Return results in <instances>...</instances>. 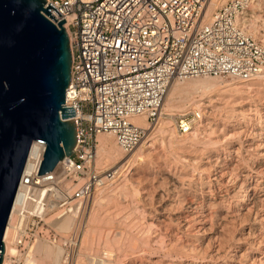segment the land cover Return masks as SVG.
<instances>
[{
  "label": "built area",
  "instance_id": "2783aa9c",
  "mask_svg": "<svg viewBox=\"0 0 264 264\" xmlns=\"http://www.w3.org/2000/svg\"><path fill=\"white\" fill-rule=\"evenodd\" d=\"M209 0H46L56 24L63 19L70 53L63 104L73 109L75 144L69 156L36 175L44 149L29 146L16 185L0 264H21L33 243H55L58 233L43 222L49 212L83 206L122 168L95 165L98 134H110L132 150L162 117L168 84L213 77L246 82L264 68V43L242 22L253 0H223L205 20ZM143 118L146 127L133 121ZM199 109L174 116L178 135L201 123ZM54 212V213H55ZM10 213V212H9ZM4 227V229H5ZM4 232V230H3ZM72 234H70V237ZM16 249L6 254L8 242Z\"/></svg>",
  "mask_w": 264,
  "mask_h": 264
},
{
  "label": "bare ground",
  "instance_id": "6f19581e",
  "mask_svg": "<svg viewBox=\"0 0 264 264\" xmlns=\"http://www.w3.org/2000/svg\"><path fill=\"white\" fill-rule=\"evenodd\" d=\"M222 1L223 0H209L208 1L207 6L204 8V13H205L204 19L205 20L210 15L212 10L215 7L219 6ZM248 9L250 10L246 11L245 16H243L241 20L245 24V29L247 33H249L252 36H256V35L258 36V28L256 25V20L261 17L255 14L256 12L255 10L258 9V5H253V3H251ZM261 21L264 22V19H262ZM259 39L261 40L262 43H264V36H260ZM196 94L197 95L200 94L199 99H195ZM211 96L217 97L216 100L219 102L218 103L219 105L218 104L217 105L219 107L222 106L224 110H228V109L231 110L232 108H238L239 109L238 111L241 112L240 115H242V119H243L242 121L244 122V125L240 126V124H234V125L231 124L238 115L237 116L230 115L227 111L228 114L227 115L225 114L226 116L224 117V122L223 124L221 123L222 124V128L220 127L221 133L214 138H207L204 141H201L200 138L198 139V133H199L198 127L195 126L192 129L193 131L191 130L189 133L185 134L186 136L184 138L181 139V138H178L176 134L174 133L173 131L174 128L171 125L172 123L170 124L168 123V121L165 122V120H163L164 118H160L158 122L154 125L155 127L148 126L146 128L145 136L143 137V139L132 150H130L132 152L133 150H135L132 153V155H127L124 151L120 150L118 146L115 144L113 137L110 134H98L96 136L95 139L97 142L95 146L94 162L96 166L102 169L123 167L126 170H132L133 168H136L137 165H139L138 162L139 163L143 162L145 155L148 156L147 154L148 151L154 149V145L157 142L155 136L160 134L159 136L163 135L164 138L167 139L166 145L171 147L173 146V143H174V145L177 146V148L180 150L181 153L185 152L186 154H189L183 157L184 158L183 161L187 162L188 164L190 162V164L193 165V168L198 173L199 178H197V180L194 178H189V175L187 177L185 174H183L184 172L178 171L181 169L177 170L176 168L167 165L166 162L163 164L161 163L160 165L156 167L154 166L155 168L150 166L152 162L150 164L148 163L149 167L147 168V171H151L149 169H156L155 171L159 173L158 174L160 176L159 178H161L162 182H164V184L166 185L164 187H166L165 193H167L166 194L167 198H170L169 200H171L173 199L174 195H176L175 196L176 198L177 196L184 197L185 199L182 198L183 200H185L184 206L183 204H181L182 203V200H181V203L179 204L182 205V207L178 204L180 208L179 210L176 211V214L173 217V219H171L172 217L170 218L168 214L165 213V211L160 210L161 215H162L161 225L160 224L157 225L158 224L157 222H156L157 224L155 223V221L158 219H154L152 215L153 213L149 211H147L148 213H146L145 211L143 212L141 211L142 213L141 216L144 219V223L149 228L148 231H150V229L156 228L155 224L157 225V227L158 226L160 227L159 233L156 237V239L158 238L157 240L158 242L156 241L155 243L154 241H149L150 239H148V241L144 240L145 242L140 241L139 245H137L138 242L135 243L137 240L135 241L132 238L133 236L131 237V234L128 235L129 233L125 234L127 235V237L123 235L126 238L125 239L122 238L121 240L120 238L117 239V237L115 238L113 236L112 238L106 237L107 239L105 240V242H102L104 244L105 250L102 251L101 254H99L101 256L98 258H90L87 264H112L113 262H114L113 264H123V261H126V264H163L161 263L163 261H158V259H154L156 258V255H154L151 252V250L154 249V248H151V246L153 247L156 245H158L157 247H160L161 250L162 249L165 250L166 256L169 255L170 253L172 254V252H174L175 254L179 256L177 257L178 260L176 261L169 260L165 264H243V261L239 263V260H238L240 258L242 259V257L245 256V255L243 256L244 254L242 253L243 251H241V254L239 255L236 253H231V252H236L238 246L230 247L231 250L228 247L229 250L227 251L225 250L221 253V250H220L221 246L219 243H218L219 245L218 244L216 246L214 245V247L212 248H211V245H209L208 247L205 246L206 250L209 249L208 251L209 253L205 251V256H203L201 260H197V261L192 260L188 262L185 260H181L183 259L184 252L190 253L194 257L197 255V253L201 252L200 251L201 249L198 248L196 244L194 243L193 241L194 239L191 238L193 236L189 234H191L192 231H194L195 233L196 232L198 233V229L202 227L201 225L206 223L207 220L208 222L209 220L211 221V219H213L214 214L215 216L218 217L219 215H216V214L222 213L223 215L221 218L226 219V217H231V219H234V217H236L239 214L238 211H248V214L252 212V217L254 220L258 219V221L259 220L261 221V219H264V214L257 217V214H258L257 211L259 207L264 204V116L262 117L259 116V126L257 128H253V129L250 128L253 131L252 133L251 131H249V128H248L250 135L248 137L249 138L248 141L246 139V141L248 142L247 144L248 148H252V151H256L257 153L256 157L252 156L254 158L253 159L250 158L252 159L250 161L251 162L250 165H252V168L255 171H257V174H250V171L247 170L246 166L241 167V168H240L241 165L239 166V164H238L239 167L236 166L235 163H233L231 159L232 150L226 151V149L213 148L209 150L208 152H206L207 151L206 147L208 145L210 146H213L214 144L222 145L220 142H225L226 145H228L230 148H233L235 145V141L233 139L247 134L246 128L247 126H249V124L245 120V116L248 115L246 112L249 113L251 107L252 108L259 107L262 110H264V68L261 70V72L256 77L246 82L234 81L233 83L228 84L222 81L221 78H213V77H197V78H188V79H184L181 81H172L168 84L165 94L163 96L161 111L163 115H167L169 118H172L177 113H181L185 111L186 109H188V107L202 109L201 112L204 109L210 110V108L212 109V106H211L212 99L210 100ZM219 107L216 110H218ZM223 109H221L220 107L219 111ZM259 113H261V111ZM204 115H206L205 111H204ZM213 115H211V117ZM249 118H246V119L248 121H251ZM212 120L213 119H211V123L213 124L211 125H214V122H212ZM133 121L142 125L143 127H146V124L143 118L141 117H135L133 118ZM236 121L238 123L239 120H237L236 118ZM206 125L207 123L205 124V126ZM209 126L210 124L208 125V127ZM210 131H213V130H210ZM201 135H203V133ZM210 135L211 134L209 133L207 136H210ZM197 144H203L206 151L203 150V148L201 149V147H200L201 150H198L197 147H196L197 149L194 148ZM31 146L32 147L30 150V154L33 153V149L35 148L36 145L34 142H32ZM242 147L241 146L237 147L238 151L241 150ZM225 152L228 154L227 157H223ZM235 152H237V150ZM247 161L245 162V164L247 163ZM237 163H239V161H237ZM146 173H149V172H146ZM203 175H205L206 177L202 178ZM251 181H253L252 182L253 184L251 183ZM131 182L132 181L129 177L127 178L126 175H123L121 179L117 177L109 184L97 189L91 197V199L93 198L92 206H95L97 207V209H99L103 207L104 203L116 205L117 204L116 194H119V193L120 194H127V193L135 194L136 190L132 188L133 185ZM228 183L231 184L230 187ZM142 186L144 187V189H146L148 184L144 183ZM85 204L79 207L78 209L72 208L69 211H65V212H62L61 210H59L58 212H55L56 215L54 216V218L49 219L51 227L56 232L61 233V234L68 233L70 231H74V232L78 231L76 228L78 227L80 223L79 220L81 219L82 214L84 213L83 208L85 207ZM262 207L264 208V206ZM174 210H176V208ZM67 212L68 213L70 212V213L68 214ZM12 213L13 212L10 211L9 216H8V221L12 219L13 217ZM77 213H78V216L76 215ZM93 216L94 214H92L91 219L89 218L91 221L94 220ZM76 218H78V220ZM108 220H111L110 217L106 218V221ZM261 228L263 229V227ZM88 232L89 230H85V233L83 234V239L84 238L85 240L89 239ZM249 234L250 233L247 232L246 235H249ZM119 235H122V234H119ZM8 236H11V235L9 234V227L7 224L3 232V237L5 239ZM92 236L93 235H91V237ZM188 237L191 238V240H188ZM90 239H89L90 243L88 244V246L93 243L92 242L93 240L91 241ZM103 239H105V237ZM164 239H167L168 241L164 242ZM67 243L70 244V247H77L78 242H77L76 235L72 238V240H70L69 238H66L65 244L67 245ZM151 243L153 244L151 245ZM164 243L165 244L167 243V244L165 245V247H162ZM63 244L64 242H62V245ZM126 244H127L126 246L127 249L124 247ZM95 246L98 247L99 245H95ZM223 247L224 246L222 245V249H224ZM83 248H84V245H83ZM219 250H220V254H219ZM16 252H17L16 249L12 246V244L9 241L5 247V253L15 254ZM260 252L261 253L259 254H261V258L258 260L261 261V259L263 258V263H260V264H264V249L261 250ZM154 253L156 252L154 251ZM213 253L215 254L216 259L219 260V258H221L219 260L220 263L216 261H215L216 263H213L214 260L211 259L213 261L211 262L210 259H207L209 257L215 258L213 257L214 256ZM184 256L186 255L184 254ZM76 257H77L75 261L76 264H84V260L82 259L83 257H81L80 253H78V256ZM96 259H98V261H96ZM71 261H72V254L66 255V252L64 251L60 243H56V242L48 243L46 241H38V242L33 243V245L30 247L27 254L22 258L21 264H71Z\"/></svg>",
  "mask_w": 264,
  "mask_h": 264
},
{
  "label": "water",
  "instance_id": "95a60500",
  "mask_svg": "<svg viewBox=\"0 0 264 264\" xmlns=\"http://www.w3.org/2000/svg\"><path fill=\"white\" fill-rule=\"evenodd\" d=\"M46 0H0V263L3 230L31 142L44 149L36 175L75 144L73 109L64 107L70 53L63 19Z\"/></svg>",
  "mask_w": 264,
  "mask_h": 264
},
{
  "label": "rangeland",
  "instance_id": "374dc122",
  "mask_svg": "<svg viewBox=\"0 0 264 264\" xmlns=\"http://www.w3.org/2000/svg\"><path fill=\"white\" fill-rule=\"evenodd\" d=\"M252 3H253V5H258V9L255 10L256 11L255 14L261 16L260 18L257 19L258 21L256 20V25H257V28H258V36L257 35L255 36V38H257L259 41H261L259 39L260 36H264V30H263V28H264V22L261 21L262 19H264V0H253ZM249 10L250 9H248V11ZM221 80L224 81L225 83H228V84H231V83L234 82V81H231L230 79H224V78H222ZM199 95L200 94H198V95L196 94L195 95V99H199ZM213 97L214 96H211L210 97V100L212 99L211 100L212 109L211 108H210V110L204 109L201 112L202 113V116H203L202 117L201 124L198 125V126H196V127L199 128L198 139L200 138L201 141H204L207 138H214V137H216L217 135H219L221 133L220 127L222 128V124L224 122V117L228 113L230 115H234V116H237L238 115L236 117L237 120H239L238 123H237L236 118H235V120L231 124H233V125L234 124H240V126H243L244 125V122L242 121L243 120L242 119V115H240L241 112L238 111L239 110L238 108H232L231 110L230 109L224 110L223 107L220 106L221 109H223V110H220L219 111L220 107L218 106L219 105L218 104L219 102L216 100L217 97H214V98ZM216 105L219 107L218 110H216L218 108ZM188 109H196V108H194V107H190L189 108L188 107ZM197 109H199V108H197ZM199 110H202V109H199ZM212 110H213V112H212ZM204 111H205V114L206 115H204ZM227 111H228V113H227ZM252 111L255 112L256 114L253 113ZM260 111H261V113H259ZM230 112L231 113L233 112L234 114L233 113L231 114ZM213 113H214V115H213ZM246 113L248 115H246ZM246 113H245V115H246L245 116V120L249 124V126H247V128H246V130H247V134L246 135L247 136L246 135H244V136L242 135V136H239V137H236L235 139H233L235 141V145H234L233 148H230L228 145H226L225 142H220L222 145H220V144H214L213 146L208 145L207 146L208 148L206 147V150L207 151L205 150V147H204L203 144H197L194 148L197 147L198 150H201L203 148V150H205L206 152H208L209 150H211L213 148L226 149V151H228V150L231 151L232 150L231 159H232V162L235 163L236 166H238V164H239V166L241 165L240 168L246 166L247 167V170L250 171V174H257V171H255L252 168V165H250L251 164L250 161L254 157H256V154L257 153H256V151H252V148H248V146H247L248 142L247 141H248V139H249L248 137L250 135V132L249 131H251V133H252L253 131L251 129L257 128L259 126V116L260 117L264 116V110H262L259 107H257V108H252L251 107L250 108V112L249 113L246 112ZM177 114H179V113H177ZM210 114L213 115L214 118H213V116L211 117ZM167 117H168L167 115H162L161 118H164L163 120H165V122L168 121V123H170V124L172 123L171 125L174 128V116L172 117L173 119L172 118H169V117L167 118ZM246 118H249L251 121H248ZM211 119H213L212 122H214V125H211V124H213V123H211ZM206 121H208V122H206ZM206 123H207V125L205 126ZM170 124H168V125H170ZM209 124H210V126L208 127ZM253 124H255V125H253ZM153 127H155V126H153ZM200 127H202V128H200ZM206 127H208V128H206ZM212 128H214V129H212ZM248 128H249V131H248ZM210 130H213V131H210ZM173 131H174V133L176 134V136L178 138H181L182 139V138H184L186 136L185 134L178 135L175 132V129H173ZM202 133H203V135H201ZM209 133L212 135V137H211V135L210 136H207ZM215 133H216V135H215ZM159 135H156L155 136L156 137V140H157V142L155 143L156 146L154 145V149L148 151V153H147L148 156L145 155L144 161L143 162H140V163L138 162L139 165H137V167L136 168H133L132 170H126V169L123 168L122 172L118 176L119 179H121V177L123 175H126L127 178L129 177L131 179V181H132L131 182L132 185H133L132 188H134L136 190V193L137 194L136 193L135 194L134 193L133 194L132 193H127V194H120L119 193V194H116L117 195V204L116 205L104 203L103 207L102 208H99V209H97V207H95V206H92L93 198L92 199L90 198V199H88V201L85 204V207L83 208L84 209L83 210L84 213L82 214V217L80 219L81 221L79 220L80 223H79L78 227L76 228L78 231H75V232L74 231H70L71 233L68 232V233H63V234L57 232L58 233V236H59V239L57 240L56 243H60L61 244V246L63 247L64 251L66 252V255L67 254H69V255L72 254L71 264H76L75 261H76V258H77L76 256H78V253L81 254V257H83L82 259L84 260V264H87V262H88V260L90 258H98V257H100L101 255H99V254H101L102 251L105 250L104 249V244L102 242H105V240L107 239L106 237H111L112 238V236H113L115 238L117 237V239L120 238V240H121L122 238L125 239L127 237V235H125V234H128L129 233L128 235L131 234V237L133 236L132 238L135 241L137 240L135 242V243L138 242L137 245H139L140 241L145 242V241H148V239H150L149 241H154L156 243V241L158 240V238L156 239V237H157V235L159 233V228H160L159 226L157 227V225H159V224L161 225V220H162V215H161L160 210L161 211H165V213L168 214V216L170 218L172 217L171 219H173V217L176 214V211L179 210V208H180L179 207V205H180L179 203H181V200H182V203L181 204H183V206H184V204H185V200H183V199H185L184 197H181V196L178 197L177 196V198H176L175 197L176 195H174V197H173L174 200L173 199L169 200L170 198H167V196H166L167 193H165L166 187H164L166 185L164 184V182H162L161 178H159L160 177L158 175L159 173L155 171L156 169H149L151 171H147V168L149 167V164L151 162H152V164L150 166H152V167H154V166L156 167V166L160 165L161 163L163 164V163L166 162L167 165L172 166V167L176 168L177 170L178 169H181V170H178V171L179 172H184L183 174H185L187 177L189 175V178H194V179L197 180V178H199L198 173L194 170L193 165H191L190 162L188 164L187 162L183 161L184 160L183 157L186 156V155H189V154H186L185 152L184 153L183 152L181 153L180 150L177 148V146L174 145V143H173L174 148H173V146H171L172 148L169 147L168 145H166L167 144V141H166L167 139L164 138L163 135H161V136H159ZM204 136H206V137H204ZM246 139H247V141H246ZM238 145L241 146V147L243 145L244 146L242 147L241 150L238 151V148H237V147H239ZM200 147H201V149H200ZM235 149L237 150V152H235L236 151ZM134 151L135 150H133V152ZM188 151H189V149H188ZM133 152L132 151H128V152H125V153L127 155H132ZM235 154H237L238 156L235 155ZM227 155L228 154L225 152L223 157H227ZM181 156H182V158H181ZM252 156H254V157H252ZM235 158H236V160H235ZM250 158H252V159H250ZM245 160L246 161L248 160L246 164H245V162H246ZM237 161H239V163H237ZM142 163H143V165H142ZM153 171H155L156 173L153 172ZM193 171H195V172H193ZM146 172H149V173H146ZM196 174H197L198 177L196 176ZM205 177H206L205 175L202 176V178H205ZM252 182L253 181H251V183ZM144 183H147L148 184V186L146 187V189H144V187L142 186ZM228 184H229V187H230L231 184L230 183H228ZM163 188H164V190H163ZM197 189H199V188H197ZM145 192L146 193L148 192V193L146 194ZM116 195H115V197H116ZM163 198H164V200H163ZM180 206L182 207V205H180ZM262 206H264V204L260 206L262 209L259 207V209L257 211V213H258L257 214V217H259L260 215L264 214V208ZM175 208H176V210H174ZM132 209H133V211H132ZM172 210L174 211V213H173ZM141 211L142 212L145 211L146 213H148L147 211H149V212L153 213L152 215H153L154 219H158V220L155 221V223L156 222L158 223V224L156 223L157 225L155 224L156 228L150 229V231H148L149 228L144 223V219L141 216V214H142ZM54 212L55 211L49 212L48 214H46L43 217V222L46 223L50 228H52V227L50 225V220L49 219L54 218V216L56 215V213L54 214ZM238 212H239L240 215L239 214L238 215L236 214L237 216L234 217V219H231V217H226V219L225 218H221L222 215H223L222 213H217L216 214V215H219L220 218H219V216L217 217L214 214L213 219H211V221L209 220V222H208V220H207L206 223H204V224L201 225L202 227L199 226L201 228L198 229V233L197 232L195 233L194 231H192L191 234H189V235H192L193 236L191 238L194 239L193 240L194 243L196 244V246L198 248L201 249L200 250L201 252L197 253V255L195 257L192 256L190 253H187V252L185 253L184 252L183 253V259H181V260H185L187 262L188 261H192V260H194V261L195 260L196 261L197 260H201L202 257L205 256V251L207 253H209L208 252L209 249L206 250L205 249L206 247H208L209 245H211V248H212V247H214V245L216 246L219 243L220 246H221V249H220L221 250V253L223 251H225V250L226 251L229 250L228 247L230 248L232 246H238L236 252H231V253H236V254L239 255V254H241V251H243L242 252V253H244L243 256L244 255L245 256L242 257V259L241 258L238 259L239 260V263H241L242 261H243V264H245V263L246 264H260V263H263V258L261 259V261H259L258 259L261 258V254H259V253H261L260 251L264 249V243H263L264 242V231H263L264 230V226H263L264 225V219H261V221L260 220L258 221V219L254 220L253 217H252V212H250L249 214H248V211H238ZM95 213H97V214H95ZM90 214H91V216H92V214H94L93 217H94V220L95 221L94 220L93 221L90 220L91 219ZM108 214H110V215H108ZM76 215L78 216V213ZM106 215H107V217H110V219H111V220H108L109 222L106 221V218H107ZM113 218H114V220H113ZM76 219L78 220V218H76ZM232 220H234V221H232ZM109 225H111V226H109ZM127 225H129V226H127ZM124 226H125V228H124ZM129 227H130V229H129ZM261 227H263V229ZM92 228H93V230H92ZM85 230H89L88 237H89V239L91 238L90 239L91 241L93 240L92 241L93 243L90 244L91 246L90 245L88 246V244L90 243L89 239L88 240H85V238L83 239V234L85 233ZM247 232H249L250 234L249 235H246ZM70 234H72L71 237H70ZM119 234H122V235H119ZM75 235H76L77 242H78L77 243V247H70V244L69 243H67V245H66L65 244L66 238H69L70 240H72V238ZM91 235H93V236L91 237ZM123 235H125L126 237H124ZM194 236H195L196 239L194 238ZM104 237H105V239H103ZM191 238L188 237V240H191ZM166 241H168V240L167 239H164V242H166ZM62 242H64L63 245H62ZM81 242H82V244H81ZM152 244L153 243H151V245ZM166 244L164 243V245H162V247H165ZM83 245H84V248L85 249L83 248ZM95 245H99V246L97 247ZM222 245L224 246L223 247L224 249H222ZM126 246H127V244L124 246L127 249ZM157 246L158 245L153 246V247L151 246V248H154L155 249V250L154 249L151 250V252L154 255H156V258H154V259H158V261H163V262H161L163 264H165L169 260L170 261H172V260H175V261L178 260L177 257H179V256L177 254H175L174 252H172V254L170 253L169 255L166 256L165 250H163V249L161 250L160 247H157ZM88 247H89V249H88ZM90 247H91V249H90ZM202 249H204V250H202ZM220 250H219V254H220ZM230 250H231V248H230ZM154 251L156 253H154ZM184 254L186 256L187 255H189V256L186 257V256H184ZM175 257H176V259H175ZM213 257H215V254H214ZM207 259H210L211 262H213L212 260H214L213 263H216V262L220 263L219 260L221 258H219V260L216 259V257L215 258H210L209 257ZM252 259L253 260L255 259V260L253 261ZM238 260H237V262H238ZM96 261H98V259H96ZM251 261H253V262H251ZM123 264H126V261H123Z\"/></svg>",
  "mask_w": 264,
  "mask_h": 264
}]
</instances>
